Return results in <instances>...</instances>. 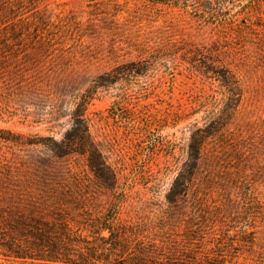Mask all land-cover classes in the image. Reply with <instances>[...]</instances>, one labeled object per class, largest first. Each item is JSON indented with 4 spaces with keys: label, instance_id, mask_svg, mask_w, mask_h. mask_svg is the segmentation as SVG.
<instances>
[{
    "label": "rangeland",
    "instance_id": "rangeland-1",
    "mask_svg": "<svg viewBox=\"0 0 264 264\" xmlns=\"http://www.w3.org/2000/svg\"><path fill=\"white\" fill-rule=\"evenodd\" d=\"M8 2L0 5V172L34 188L32 174L46 167L57 191L80 197L86 225H158L176 242L203 230L191 251L264 264V0ZM221 70L237 82L234 101ZM79 95L88 96L80 111L91 139L115 170L111 190L74 147L61 160L48 151L70 129ZM214 121L224 152L241 149L220 170L245 186L169 204L190 133ZM79 228L90 251L107 236ZM0 264L23 263L0 256Z\"/></svg>",
    "mask_w": 264,
    "mask_h": 264
},
{
    "label": "trees",
    "instance_id": "trees-1",
    "mask_svg": "<svg viewBox=\"0 0 264 264\" xmlns=\"http://www.w3.org/2000/svg\"><path fill=\"white\" fill-rule=\"evenodd\" d=\"M7 3L10 2L0 0L3 7ZM217 73L228 94L227 98L236 100L238 88L234 76L228 70ZM87 97L79 95L76 99L77 111L70 116V129L48 151L52 154L51 158L61 160L74 147L78 154L85 157L88 170L98 184L105 190H111L117 182L115 170L107 162L101 148L92 141L84 120V109L80 111L87 105ZM224 133L222 124L216 121L195 128L190 133L186 159L165 196L169 204L175 206L186 200L201 204L212 193L223 195L227 187L225 185L229 184L234 189L245 186L243 180L232 177L231 172L220 170L223 163H233L232 157L241 153V149H235L233 153L224 152L223 147L217 143L224 140ZM50 174L42 166L41 170L32 174L31 180L35 184L31 188L28 186L30 180L25 177L20 185H15V181L20 183L18 178L21 175L18 173L13 175L8 170L0 172V256L5 260L21 261L23 264H89L90 259H101L102 264L226 263L223 258L218 259L220 256L217 254L210 256V251L203 254L191 251L195 246L192 241L202 244V236L205 234L203 230L184 235V241L176 242L167 240V233L158 225H107L97 219L94 226L86 225L89 214L85 211L77 213V210L83 209L76 206L77 201H81L80 197L73 198L57 191L56 186L50 183ZM243 196L241 192L240 197ZM249 197L245 195L244 199ZM83 215L86 218H82L81 222L76 220V217ZM72 223L77 228L72 227ZM80 225L81 231L95 228V234L105 232L107 236L98 238L100 246L95 247V250L81 248V244L87 242L81 238ZM137 237L145 241L137 240ZM81 249L86 250L87 256H83L78 263L70 260L69 256ZM98 249L101 253L96 256ZM186 250L193 253H185Z\"/></svg>",
    "mask_w": 264,
    "mask_h": 264
}]
</instances>
